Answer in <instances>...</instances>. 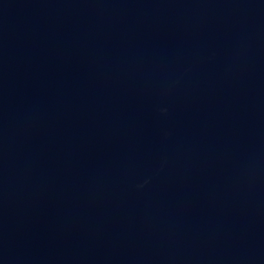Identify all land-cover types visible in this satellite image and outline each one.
<instances>
[{"label": "water", "instance_id": "95a60500", "mask_svg": "<svg viewBox=\"0 0 264 264\" xmlns=\"http://www.w3.org/2000/svg\"><path fill=\"white\" fill-rule=\"evenodd\" d=\"M0 156L57 264H264V0H0Z\"/></svg>", "mask_w": 264, "mask_h": 264}]
</instances>
